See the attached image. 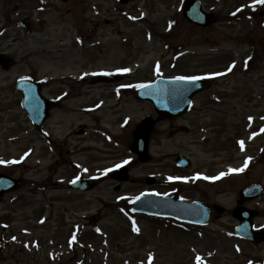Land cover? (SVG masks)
<instances>
[{
  "label": "rangeland",
  "instance_id": "1",
  "mask_svg": "<svg viewBox=\"0 0 264 264\" xmlns=\"http://www.w3.org/2000/svg\"><path fill=\"white\" fill-rule=\"evenodd\" d=\"M47 1L43 10L41 0H0L1 12L15 13L14 43L9 47L15 64L11 69L0 67V172L23 179L16 194L0 198V263L197 264L200 256L203 264H245L246 258L264 264V245L248 246L247 256L237 255L231 235L237 191L250 181L264 183V133L258 132L264 126V4L251 13L245 4L252 0H202L207 10L217 12L218 21L201 29L185 20L182 0ZM241 5L243 15L232 17ZM26 16L34 22L30 31L17 27ZM3 23L0 17V27ZM64 33L67 41L87 40L60 47L59 36ZM89 39L86 51L82 46ZM67 50L78 56L67 59ZM89 59L90 76L122 72L141 82L160 74L211 75L215 79L210 89L196 101L198 107L211 104L193 114L191 124L184 116L160 123L151 136L149 162L135 158L129 180L118 181L109 169L126 158L134 160L129 142L135 122L149 112L146 105L126 98L119 117L108 111L103 121L118 145L94 130L71 137L73 152L68 154L64 146L60 156L58 147L47 146L25 116L19 119L11 89L16 77L25 73L48 78L53 86L57 73L81 71ZM10 107L13 123L4 114ZM124 116L130 120L125 128L119 125ZM66 127H51L53 137L65 135L61 131ZM240 138L248 145L242 151L246 154L238 150ZM28 151L30 156L23 161ZM179 151L192 159L190 169L176 166ZM245 157L253 158L247 171L231 175L230 169L243 168ZM70 161L80 165L82 176L101 177L102 182L88 192L71 190L69 183L79 173ZM214 175L222 179L204 178ZM172 176H185L189 182L169 186L167 179ZM149 177L156 183L148 184ZM177 186H184V198L222 205V217L199 228L129 212L127 199L152 189L174 191ZM259 205L264 212V197ZM256 223L263 224L264 216Z\"/></svg>",
  "mask_w": 264,
  "mask_h": 264
},
{
  "label": "flooded vegetation",
  "instance_id": "2",
  "mask_svg": "<svg viewBox=\"0 0 264 264\" xmlns=\"http://www.w3.org/2000/svg\"><path fill=\"white\" fill-rule=\"evenodd\" d=\"M6 18V21H8V18ZM65 36L61 39L60 47H64L67 45H73L75 44L77 46V43H75V40H66V33H64ZM84 40H82L83 42ZM90 47V44H89ZM90 48H86L84 50L88 51ZM61 50V49H60ZM4 53V52H2ZM5 55L1 58V62L3 63V66L6 68H10L14 64V60L7 56L6 53ZM76 54H72L67 50V52L64 54V56L68 58H72ZM87 66L90 67V59L87 62ZM87 74L77 77L76 75L72 76H65V77H59L57 80V84L54 88H51V86H46L45 90H49V101H50V115L48 118V121L51 120L55 114V123L57 127H64L68 126L71 127L75 121L77 120H82L81 123L75 126L74 129H70L67 134L60 136L57 138L56 143L53 141L51 144L58 147V150L62 147H67L66 152L68 154H71L73 152V143L71 137L79 136L78 134V129H80L79 125H84L85 126V133L92 132L94 130H97V132H101L105 134V130L101 128L102 126V121L105 119L107 116V112L111 111L117 117L120 116L122 113V102L126 99L129 98L130 101L135 100L136 102H140L137 99L136 96V88H131V87H126V86H118L119 84L125 82V78L119 80V82L113 83L116 84L115 86H112V83H106V82H100L99 77L97 76L95 79L92 78L90 79V71L86 72ZM100 84H104L105 86H98ZM110 85V86H106ZM97 93V96H94V94ZM201 94L197 95L195 99H199V96ZM194 99V100H195ZM209 99H212V97H209ZM20 103H21V99ZM144 102L147 104V109L149 112H147L146 115L141 116L139 119V123L146 117L152 118L153 125L150 128V137L155 135L157 132V128L160 123H162L164 120L167 121H172L175 118H170V117H162L160 116L156 111L154 106L149 102L145 101ZM210 103L204 102L202 104V107H198L199 105L196 103H193L191 105V108L189 112L184 116V120L189 122L190 124L193 122L194 118L193 114H195L197 111H200L204 109L205 107L209 106ZM55 111V112H53ZM26 118L28 121H30V118L28 115H26ZM81 118V119H79ZM122 118L119 120L121 121ZM86 121V122H84ZM99 124L97 127H94L95 125ZM138 125V122H137ZM48 141L50 142L51 135L46 132H42ZM134 134V130H133ZM95 136H98L97 134ZM114 145H118V141H114ZM59 150V155L62 156L61 151ZM178 153V152H177ZM175 154V158L176 155ZM5 173V172H4ZM20 181V180H19ZM169 185L174 186V184L169 182ZM181 188L177 189L174 194L176 196H182L184 191L182 190L184 186H180ZM185 190V189H184ZM241 190L240 188L237 191V194L235 196V201L233 204V209H232V219L234 221L232 228H233V250L234 252L238 254H242L244 256H247L248 254L246 253L247 247L252 246V247H257L260 245H264V242H262L259 238L260 235V229L263 227L264 224L261 223H256L254 230H255V239L254 240H246L243 238H240L239 235L237 234V228L240 224V221L238 219V215L236 214L235 211L239 212V208H251L255 209L257 211V217L255 220L261 218L264 216V212L261 211V209L255 205L258 200L254 201H244V199L241 198ZM12 192H9L7 194L0 195V198L7 197L9 195H12ZM14 196L11 197V201H14ZM239 214V213H238ZM239 246L240 249H239ZM239 249V250H237ZM241 251V252H240ZM250 259L246 258L245 262H249Z\"/></svg>",
  "mask_w": 264,
  "mask_h": 264
},
{
  "label": "water",
  "instance_id": "3",
  "mask_svg": "<svg viewBox=\"0 0 264 264\" xmlns=\"http://www.w3.org/2000/svg\"><path fill=\"white\" fill-rule=\"evenodd\" d=\"M185 14L186 16L192 20L195 21L201 25H208L210 23H212L214 21V15L213 14H208L206 12H204L201 8L200 3H198V1L196 0H188L186 2V7H185ZM165 84L169 86L170 82H176V81H164ZM184 82V81H181ZM185 84H187L185 82ZM208 86V82L207 81H202L199 82V84H197L196 82H193L190 85H176L172 88H184V87H194L196 88L194 91H197L198 89L202 88V87H206ZM171 88V89H172ZM170 89V91H171ZM165 101H160L159 107L158 109L160 111H164L166 108L164 107ZM179 105V103H177ZM180 110H176L173 113H178ZM148 127V123H143L140 128L142 129V132H140V130L137 132V143L135 144V146L133 147V149L137 152L140 153V159L141 160H147L148 159V154H147V147H148V130H146ZM117 176L120 179L126 180L128 178L127 176V170L124 169L122 171H119ZM9 181L6 179H0V189H6L8 186ZM79 188L81 189H86L85 184L84 185H80ZM89 188V187H88ZM91 188V186H90ZM143 200V202L141 201ZM160 198L159 197H154V196H149V197H145L142 198L140 200H138L135 203V208L140 209V211H145V212H152V211H158V212H169L168 210L170 209V205L169 204H161L159 205L160 209H156L157 204L159 202ZM170 203H174L175 206L177 207V212L172 213V214H178L180 215V217L185 218V219H192V218H196L198 220V222H208L205 219H208L209 216L214 215V209L213 208H207L205 206L199 207V209H197L195 211L196 216L192 217L194 215L193 211L191 209H189V207L183 203H179L176 201H169ZM242 218V216H241ZM251 219H252V215L250 218H248L247 221L243 222V225L241 227L242 231L244 232L245 235L249 234L252 235L251 232Z\"/></svg>",
  "mask_w": 264,
  "mask_h": 264
},
{
  "label": "snow or ice",
  "instance_id": "4",
  "mask_svg": "<svg viewBox=\"0 0 264 264\" xmlns=\"http://www.w3.org/2000/svg\"><path fill=\"white\" fill-rule=\"evenodd\" d=\"M255 3H260V4H264V0H255ZM237 11H240V9H238ZM233 15H235V13H233ZM234 66V65H233ZM119 71H124V72H127L129 71V69H122V70H119ZM229 71H231V67L229 68ZM157 72H159V69L157 68ZM107 75H110V73H105ZM219 75V74H218ZM178 79H187V80H195V79H199L198 77H179ZM138 87H148V85H139ZM243 141L240 142V145H241V148H243ZM2 162V161H0ZM124 163H127V161H125ZM121 165H116V167H120ZM247 167V161L245 162L244 164V167L243 168H239V169H230V171H234V172H242L244 170V168ZM111 169H109L110 171ZM225 175L224 173H221V176ZM205 179H208L207 177H204ZM219 177H216L214 179H218ZM169 179H172L171 177ZM73 183H75V181H73ZM138 199V198H137ZM133 230L134 231H139L138 228H136L135 226L133 227ZM239 250V249H237ZM150 260H151V257H150ZM196 261H197V264H203L202 262V258L200 256H197L196 257ZM251 264V262H250Z\"/></svg>",
  "mask_w": 264,
  "mask_h": 264
}]
</instances>
